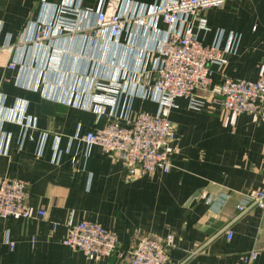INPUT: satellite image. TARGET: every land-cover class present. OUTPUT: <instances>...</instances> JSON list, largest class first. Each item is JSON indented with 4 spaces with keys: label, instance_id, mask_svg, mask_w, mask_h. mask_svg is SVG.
I'll return each instance as SVG.
<instances>
[{
    "label": "crops",
    "instance_id": "obj_1",
    "mask_svg": "<svg viewBox=\"0 0 264 264\" xmlns=\"http://www.w3.org/2000/svg\"><path fill=\"white\" fill-rule=\"evenodd\" d=\"M105 1L0 0V183H27L32 214L0 219V264H124L143 237H171L173 263L247 264L244 256L256 253L251 264H264V211H236L247 192L264 190V120L232 116L203 92L194 96L197 107L178 99L169 115L172 170L135 179L122 161L82 141L159 110L142 86L157 79L153 51L167 29L133 23L116 41L94 38ZM162 2L124 0L121 13L138 17ZM41 21L74 30L37 44L31 39ZM192 27L223 53L224 63L212 67L214 83L264 74V0L229 1L201 13ZM10 57L18 64L13 71L6 68ZM96 83L121 89L111 96ZM99 98L107 102L93 103ZM82 221L115 233L112 257L88 261L63 246L70 225Z\"/></svg>",
    "mask_w": 264,
    "mask_h": 264
},
{
    "label": "built area",
    "instance_id": "obj_2",
    "mask_svg": "<svg viewBox=\"0 0 264 264\" xmlns=\"http://www.w3.org/2000/svg\"><path fill=\"white\" fill-rule=\"evenodd\" d=\"M229 1L233 0H163L138 17H127L121 13L124 0H106L101 5L93 28L94 38L116 41L133 23L144 29L154 30L160 25L167 29L166 35L153 51L152 69L157 79L153 84L142 86L158 104L157 114L140 113L127 126L111 123L101 130L86 134L82 139L87 147H99L105 155L122 161L129 179L154 172L168 174L172 170L175 134L169 115L178 99H188L197 107L194 96L203 92L232 116L249 114L264 120V74L253 82L224 79L214 83L212 67L224 63L223 53L218 43L207 44L199 39L192 27L193 21L201 13L220 9ZM61 10L66 14L77 15L71 9ZM198 27L207 30L204 22H200ZM73 30V25L64 21L57 24L41 21L35 25L31 41L42 44L54 36ZM4 50L12 52L14 48ZM17 66L10 57L6 68L13 71ZM135 78L137 75H134ZM95 87L111 96H117L121 89L120 84L112 86L96 83ZM104 99H95L93 103L104 105L107 102ZM20 120L22 123L23 118ZM244 198L245 203L236 206L239 217L253 209L264 211V190H251ZM28 199L27 183L18 180L2 183L0 219H31ZM45 216L42 210L36 213L38 219H44ZM227 235L230 239L231 234ZM62 244L81 252L88 261L94 262L112 257L119 246L115 233L91 221L70 225ZM173 244L171 237H143L124 264H184L171 262L169 251ZM256 258V253H251L244 256V261L251 264Z\"/></svg>",
    "mask_w": 264,
    "mask_h": 264
},
{
    "label": "rangeland",
    "instance_id": "obj_3",
    "mask_svg": "<svg viewBox=\"0 0 264 264\" xmlns=\"http://www.w3.org/2000/svg\"><path fill=\"white\" fill-rule=\"evenodd\" d=\"M6 181H13V180H4V181H2V182L0 183V185H1L2 183L6 182ZM29 210H30V209H29Z\"/></svg>",
    "mask_w": 264,
    "mask_h": 264
}]
</instances>
